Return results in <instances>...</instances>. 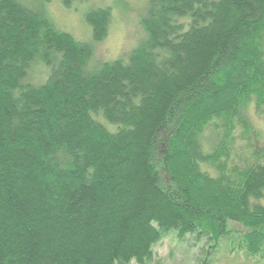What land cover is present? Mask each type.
Returning a JSON list of instances; mask_svg holds the SVG:
<instances>
[{
	"label": "trees",
	"instance_id": "obj_1",
	"mask_svg": "<svg viewBox=\"0 0 264 264\" xmlns=\"http://www.w3.org/2000/svg\"><path fill=\"white\" fill-rule=\"evenodd\" d=\"M146 1V37L98 62L0 0V264H149L164 232L217 248L229 223L264 254V145L244 113L264 119V0ZM111 19L86 13L93 41Z\"/></svg>",
	"mask_w": 264,
	"mask_h": 264
},
{
	"label": "rangeland",
	"instance_id": "obj_2",
	"mask_svg": "<svg viewBox=\"0 0 264 264\" xmlns=\"http://www.w3.org/2000/svg\"><path fill=\"white\" fill-rule=\"evenodd\" d=\"M22 3L43 11L56 27L76 39L91 42L93 58L98 62L125 57L146 37L139 24L146 0H22ZM106 7L111 9V23L103 40L96 42L92 39L91 27L85 21V15L90 10ZM244 113L264 145L263 117L253 104H249ZM228 229V239L222 240L217 248H210L212 243L204 239L199 241L192 234L179 239L174 230L164 232L152 246L153 261L149 264H201L203 259L207 264H264V254H247L241 245L245 231L241 225L229 223ZM130 264L136 263L131 261Z\"/></svg>",
	"mask_w": 264,
	"mask_h": 264
}]
</instances>
